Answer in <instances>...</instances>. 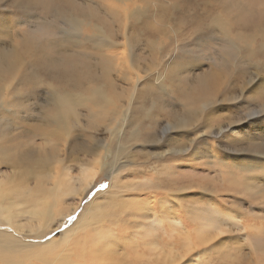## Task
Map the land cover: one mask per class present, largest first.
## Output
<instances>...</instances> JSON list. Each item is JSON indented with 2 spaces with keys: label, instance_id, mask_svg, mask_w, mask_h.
<instances>
[{
  "label": "rangeland",
  "instance_id": "1",
  "mask_svg": "<svg viewBox=\"0 0 264 264\" xmlns=\"http://www.w3.org/2000/svg\"><path fill=\"white\" fill-rule=\"evenodd\" d=\"M66 1L68 5L64 3ZM66 1L32 0V3H27L20 0H0V48L9 50L12 38H19L20 42L24 34L30 42L27 43L30 49L29 68L35 78L31 81L32 116L25 119L29 122L27 127L41 123L38 119L40 116H50V106L53 103L49 101L53 92L68 90L88 97L87 93L82 92L81 86L61 84L55 75L60 68L68 67L67 61H71L79 70L83 66L82 68L93 73L102 72L104 63L110 58L104 61L103 53H108L111 49L104 44L97 46L89 43L85 35L89 29L85 27L95 29L85 23L90 18H94V23L99 22L105 26L106 38H112V32L117 33L115 39L112 38L116 42H123L124 36L132 38V46L127 47L129 50L116 44L117 48L113 49L116 55L114 62L111 63L112 66L106 65L111 68L108 78L118 88L126 85L117 80L115 75L119 69L128 71L127 59H134L143 71H151L154 66H160L153 70L151 76H147L148 72L142 74L139 89L146 88L145 82L160 72L162 75L167 73L163 83L168 88L153 87L155 91H160L161 99L155 98V101L149 96L145 105L152 113L155 108L160 113H168L160 116L164 122L153 133L156 142L151 140L145 147L135 144L127 148V157L119 160L125 164L124 167L117 168L114 173L109 172L112 156L107 157L105 151V158L102 159L105 166L102 168V165H97L98 171L92 186L82 188L76 182L81 188L78 207L74 211L70 209L76 199L68 196L62 205L66 213L64 220L60 224H54L46 237H60V233L63 235L69 230L100 192L110 190L115 179L122 184L121 195L116 196L117 201H114L113 193L104 194H109L105 198L109 203L106 204L109 211L105 214L103 225L107 228L131 223V229L124 232L127 234V241L133 237V228L140 223H133L128 206H134V201H139L141 186H158L159 190L175 187L170 198L167 196L168 199H159L157 216L164 215L162 226L165 232L167 226L171 227L174 223L170 219L172 216L179 213L181 217V214H185L191 220V211L200 206L210 209L211 205L225 213L242 217L241 228L234 225L225 227V231L213 236L208 243L196 246L190 250L192 252L181 256L176 264H264V46H261L264 44V36L260 31L264 29V0H155L156 6L145 2L142 5L140 2L132 4L131 1L128 11L140 8L137 9L141 11L137 14L138 18L124 16V0ZM114 1L120 6H115ZM56 2L61 8L73 11V15L87 18H81L83 27L80 30L65 24L57 11L59 8ZM113 12L120 13L116 16L117 19L112 16ZM83 28L87 32L82 31ZM250 35H255V42L247 41ZM244 45L250 48H245ZM251 45H255L254 48ZM18 48L24 50L25 47L19 44ZM174 62L183 66L177 70V66H173ZM215 71L224 79L225 84L214 102L203 110L193 106L192 126L171 129L165 120L173 113L171 109L184 110L183 103L175 101L171 92H197L199 83L211 78V73ZM155 84L157 85L156 82ZM124 91H129L128 87ZM229 98L231 99L228 100ZM19 108L22 113L28 109V105L25 108L22 104ZM88 114L89 110L84 104H74L73 110L68 107L63 138L72 136L65 143L63 161L55 165L60 166V177L65 173L69 174L67 179L71 178L70 183L80 178L85 164L88 166V163L90 165L93 160H98L94 151H87L91 145L89 137L95 134V137L100 135L101 138L104 133L105 141L108 139L104 130L99 134L94 131ZM144 121V126L148 125V119L145 118ZM22 135L14 150L23 152L33 147L37 153L43 152L44 148L41 146L44 141L41 136H34L29 130H24ZM109 140L107 145L112 146L115 141ZM174 140H182L181 147L176 146ZM50 142L53 143V140ZM189 142L191 145L187 149ZM183 143L187 144L185 148L186 144ZM174 146L176 147L173 148ZM54 168L50 173H56V176L57 170ZM116 174L118 175L115 177ZM53 175H50L52 181L55 180ZM34 183L35 180L30 185ZM191 228L193 231L196 227L193 224ZM94 236L93 227H89L86 237ZM142 237L145 241L152 235L146 236L144 232ZM172 237H167L160 230L157 240L161 247L167 249L175 246V239ZM124 242L122 245L126 244ZM80 247L71 255L72 261L76 258V261L84 262L87 252L82 253L83 247ZM115 250L116 253L119 250L120 256L125 255L127 261L130 260L132 253L126 254L128 251L124 246L118 245ZM61 253L67 255L68 251ZM151 263L159 264L153 260ZM33 264L41 263L37 261ZM98 264L109 263L106 261ZM116 264L124 262L118 261Z\"/></svg>",
  "mask_w": 264,
  "mask_h": 264
},
{
  "label": "bare ground",
  "instance_id": "2",
  "mask_svg": "<svg viewBox=\"0 0 264 264\" xmlns=\"http://www.w3.org/2000/svg\"><path fill=\"white\" fill-rule=\"evenodd\" d=\"M20 1L32 3V0ZM131 1L132 4L140 2L139 4L142 5L145 2L156 6L155 0H124L123 5L126 7L124 16L126 18H135L137 14L141 13V11H137L140 8L128 11ZM64 3L68 5V1ZM114 4L117 7L120 6L116 1H114ZM57 6L59 8L57 11L62 15L65 24L73 29L80 30L83 27L81 18L87 19L85 16L78 17L73 15V11L70 12L67 8H61L62 6L59 4ZM118 14L120 13L113 12L112 16L116 18ZM93 19H87L88 21L85 23L95 27V29L85 27L89 29V32L85 35L90 44L97 46L104 44L111 49L108 53H103L102 59L104 61L110 57L104 63L105 68L103 67L102 72L97 74L87 71V68H82L83 66L81 67L78 63L80 66L79 70L71 61H67L68 67L60 68L55 78L61 84L75 87L81 86L83 88L82 92L87 93L88 97L80 92L68 90H64L62 93L53 92L49 101V103L51 101L53 103V106H50V116L38 117L41 123L32 124L30 128L27 127L29 122L25 120L28 117L30 119V116H32L30 109V100L33 98L31 81L35 78L29 68L30 49L28 44L30 42L24 34L20 42L19 38L18 40L12 38L9 50L0 48V264H33L37 261H40L41 264H98L99 262L106 263V261L109 264H116L118 261L124 262V264H152V260L159 264H176L181 259V256H185L196 246L208 243L213 239V236L225 231V227L234 225L241 228L242 217L225 213L210 205V209L200 206L192 210L190 214L191 220L187 219L185 214H181L182 218L178 215L179 213L172 216L170 219L174 223L171 227L167 226L169 230L167 229V232H165L162 226L164 215L157 216V210L160 208L159 199L170 198L175 187L159 190L158 186H148V188L141 186L139 192L141 191L142 193L139 195V201H134V206H128L133 223L137 221L140 223L133 228V237L127 241L125 239L127 234L124 232L131 229L129 227L131 223H123L119 224L118 227L110 226L107 228L103 225L105 214L109 211L106 205L109 203L105 200L109 194L106 196L104 194L113 193L115 195L114 201H117L116 196L120 197L121 195L122 184H119L120 182L113 178L110 190L98 193L99 195L93 201L91 200V205L78 217L69 230L63 235L60 233V237L58 235L51 239L46 237L49 234V229L64 220V214L66 213L62 209V205L68 196L76 199L74 206L72 205L70 209L74 211L78 207L80 186L78 187L76 182L82 185V188L83 186H87V188L92 186L98 171H96L97 165H102V168L105 166L102 160L105 158V151L107 152V157L112 156V165L109 172L114 173L117 168L125 165L119 160L127 157V148L135 144L145 147L151 140L156 142L153 138V133L157 132L161 123L164 122L160 116L168 113H160L159 109L157 110L156 108L155 112L152 113L145 105L149 96L154 99H161L160 91H155L153 87H158L157 89L168 88L163 83L167 73L162 75L161 72H158L157 76L145 82L146 88H138L141 80H143L142 74L148 72L147 76H151L153 70L160 66H154L151 71L150 69H144L143 71V68L139 67L140 65L138 66L134 59H127L126 66L128 71L124 72V70L119 69L115 78L126 84L125 86L128 87L129 91H124L125 86L118 88L115 82L108 78L111 68L106 65L112 66L111 63L114 62L116 55L113 49L117 48L116 44H118V47L123 46L124 49L132 46V38L124 36L123 42H116L113 40L115 39L114 36L117 35L115 32L111 33L113 39L106 38L105 26L99 22L94 23ZM82 31H84V28ZM260 31L262 36H264V29ZM91 34L93 35L91 36ZM70 37L72 38V36ZM255 39V35H250L247 41L255 42ZM19 44L25 47L24 50L18 48ZM254 46L252 47L254 48ZM261 46H264V44L262 43ZM244 47L250 48L248 45H244ZM116 65L115 70L117 71ZM173 66H177L176 68L179 70L178 68L183 65L174 62ZM223 84H225L224 79L215 71L211 73V78L202 80L199 83L197 92H186L183 90L181 92H171V96H174L173 99L175 101L183 103L184 110L171 109L173 113L165 119L167 125L173 130H178L188 125L192 126L193 106L203 110L207 105L212 104L217 97V93L223 88ZM22 104H24L25 108L28 105V109L21 113L19 106ZM74 104L87 106L89 110L88 117L92 120L94 131L99 134L100 131L103 132L102 130H104L108 139L105 141L104 133L101 138L99 137L100 135L95 137V134L89 137L91 145L87 151H94L98 160H93L90 165L88 163V166L85 164L86 167H83L80 178L77 181L74 179L70 183L71 178L67 179V177H70L68 173L63 174V177L59 176L60 166H56V163L61 164L63 161L65 143L72 136L69 135V137L63 138L65 134L63 130L67 126L66 120L68 116L66 115L68 107L73 110ZM153 105H155V102ZM145 118L148 119V125L146 126H144L145 121L143 122ZM87 126L89 128V125ZM126 126L129 128L126 129ZM140 126H142L141 130L139 129ZM24 130H29L34 136L37 135L43 138L44 144L41 146L44 148L42 149L43 152L37 153L38 151L36 152L33 147H29L28 150L23 152L14 150L17 142H19L20 135L22 138ZM49 139L53 140V143ZM109 139H114L112 141H115L112 146L107 145ZM181 141L175 142L174 140L173 142L179 147L182 144ZM183 144L185 145L186 143ZM190 145L189 142L187 149L190 148ZM145 150L144 148L143 151ZM146 155L148 154L146 153ZM3 167L5 168L4 170L2 169ZM52 168L55 171L57 170L58 176H55L56 173L54 175L50 173ZM50 175H53L55 180L52 181ZM118 178L121 179L120 177ZM34 180V185H30ZM114 190L117 191L115 192ZM159 193L162 195H159ZM193 224L196 228L191 231L190 228ZM89 227H93L95 231L93 238L86 237ZM160 230L167 237L173 236L172 239H175L174 247L167 249H164L163 246L161 247L157 240ZM154 231H156V234ZM144 232L146 236L151 234L152 237L143 241L142 235ZM138 239L139 242L137 243ZM122 242L126 244L122 245ZM118 245L124 246L125 250L128 251L126 254L130 255L132 253L130 260L127 261L128 258L123 254V256H120L119 250L116 253L115 248ZM80 246L83 247L82 253L87 252V256L84 259L82 258L84 262L76 261V258L72 261L70 259L71 255L78 248H81ZM61 251H68V253L63 255Z\"/></svg>",
  "mask_w": 264,
  "mask_h": 264
}]
</instances>
